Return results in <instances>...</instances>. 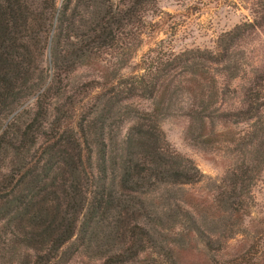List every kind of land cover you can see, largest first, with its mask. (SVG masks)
<instances>
[{
  "label": "trees",
  "instance_id": "obj_1",
  "mask_svg": "<svg viewBox=\"0 0 264 264\" xmlns=\"http://www.w3.org/2000/svg\"><path fill=\"white\" fill-rule=\"evenodd\" d=\"M154 1L0 0L1 264H64L80 250L102 264H264V217L244 229L264 169V86L223 109L229 43L147 54L124 75ZM182 98L185 139L225 163L211 196L183 189L202 174L159 126ZM198 231L207 251L183 262Z\"/></svg>",
  "mask_w": 264,
  "mask_h": 264
},
{
  "label": "rangeland",
  "instance_id": "obj_2",
  "mask_svg": "<svg viewBox=\"0 0 264 264\" xmlns=\"http://www.w3.org/2000/svg\"><path fill=\"white\" fill-rule=\"evenodd\" d=\"M142 21L139 45L133 52L129 66L123 69L124 75L131 73L139 60L147 54L164 56L162 54L199 49L209 50L219 55L223 46L229 43L227 47H229L231 67L228 72L231 74L236 72V76L219 75V81L226 88L223 109L238 106L241 93L247 87L256 86L258 83L264 86V80L257 79L264 74V0H155L147 5ZM220 68L218 66L219 72H221ZM88 75H90L88 69L79 68L74 77L86 78ZM138 100L144 102L143 99ZM177 103H179L178 107H176ZM186 104V98L176 101L169 112L159 117V126L169 144L183 156L191 158L202 174L201 181L184 185L183 189L211 196L215 194V186L220 182L225 163L218 154H211L215 160L209 159L207 153H203L191 141L185 139ZM231 127L246 128V124H235ZM167 190H170L172 194H181L177 187H168ZM252 196L251 214L246 217L244 224V229L247 231L255 228L258 220L264 217V169L259 180L252 187ZM204 224L212 227L207 221ZM218 226L220 225L217 224L215 227ZM220 233L225 235L224 232ZM208 234L207 232L205 237L199 231L193 234L191 246L194 251L188 253L189 257L183 258V262L189 260L197 262L204 257L207 247L203 242L208 240ZM220 237L215 235L212 240L218 241L216 244L219 245L221 254L229 249L225 248L224 237L223 239ZM235 238L229 239L227 244L235 245ZM222 246L224 248L221 250ZM22 251L20 250V254L16 255V260H19ZM154 257L162 264H168V260L162 259L161 255ZM143 258L144 256H139L126 264H144ZM101 262V259L91 258L80 250L71 254L64 264H102ZM1 263L3 261L0 259Z\"/></svg>",
  "mask_w": 264,
  "mask_h": 264
}]
</instances>
